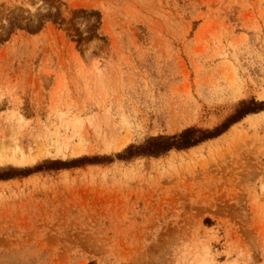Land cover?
<instances>
[{"label": "rangeland", "instance_id": "1", "mask_svg": "<svg viewBox=\"0 0 264 264\" xmlns=\"http://www.w3.org/2000/svg\"><path fill=\"white\" fill-rule=\"evenodd\" d=\"M251 99L264 0H0V264H264V110L121 157Z\"/></svg>", "mask_w": 264, "mask_h": 264}, {"label": "trees", "instance_id": "2", "mask_svg": "<svg viewBox=\"0 0 264 264\" xmlns=\"http://www.w3.org/2000/svg\"><path fill=\"white\" fill-rule=\"evenodd\" d=\"M264 110V101H256L254 99L248 102H241L239 107L235 112L226 118L220 125L214 127L213 129H202V128H186L180 133L167 136H157L152 137L146 144L141 146L130 145L124 151L123 158H131L133 156H159L170 149H186L195 146L205 140L215 138L225 132L232 124L238 122L243 117L249 114L257 113ZM103 157H92V158H75L70 161L53 160L48 162V164H38L33 169L19 170L18 173L28 172L29 174L35 171H47V170H59L63 168H69L71 166L82 165L85 161L91 160H101L106 159ZM14 173V174H13ZM17 172H3L0 174V179H8L14 177Z\"/></svg>", "mask_w": 264, "mask_h": 264}]
</instances>
